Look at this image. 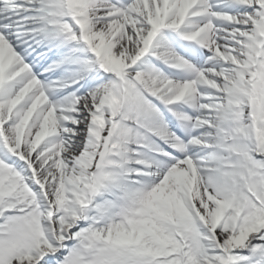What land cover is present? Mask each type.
Instances as JSON below:
<instances>
[{
    "label": "snow or ice",
    "instance_id": "6c2138e0",
    "mask_svg": "<svg viewBox=\"0 0 264 264\" xmlns=\"http://www.w3.org/2000/svg\"><path fill=\"white\" fill-rule=\"evenodd\" d=\"M0 264H264V0H0Z\"/></svg>",
    "mask_w": 264,
    "mask_h": 264
}]
</instances>
